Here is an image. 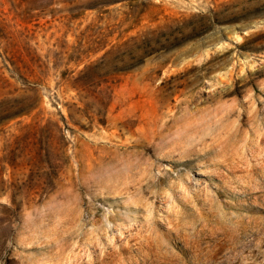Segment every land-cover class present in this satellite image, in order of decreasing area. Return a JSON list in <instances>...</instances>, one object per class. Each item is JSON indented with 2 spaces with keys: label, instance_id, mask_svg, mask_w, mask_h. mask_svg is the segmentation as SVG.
Here are the masks:
<instances>
[{
  "label": "rangeland",
  "instance_id": "1",
  "mask_svg": "<svg viewBox=\"0 0 264 264\" xmlns=\"http://www.w3.org/2000/svg\"><path fill=\"white\" fill-rule=\"evenodd\" d=\"M0 264H264V0H0Z\"/></svg>",
  "mask_w": 264,
  "mask_h": 264
}]
</instances>
